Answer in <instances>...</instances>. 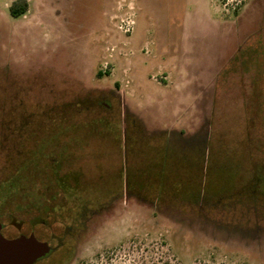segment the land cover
<instances>
[{"label":"rangeland","instance_id":"1","mask_svg":"<svg viewBox=\"0 0 264 264\" xmlns=\"http://www.w3.org/2000/svg\"><path fill=\"white\" fill-rule=\"evenodd\" d=\"M13 1L5 233L78 246L35 264H264V0Z\"/></svg>","mask_w":264,"mask_h":264},{"label":"water","instance_id":"2","mask_svg":"<svg viewBox=\"0 0 264 264\" xmlns=\"http://www.w3.org/2000/svg\"><path fill=\"white\" fill-rule=\"evenodd\" d=\"M50 249L48 243L38 241L33 234L15 239H6L0 234V264H34Z\"/></svg>","mask_w":264,"mask_h":264},{"label":"trees","instance_id":"3","mask_svg":"<svg viewBox=\"0 0 264 264\" xmlns=\"http://www.w3.org/2000/svg\"><path fill=\"white\" fill-rule=\"evenodd\" d=\"M28 8H29V6H28V2H27V0H14L11 4H10V6L8 7V10H9V14H10V16L12 17V18H19V17H21V16H23V15H25L26 13H27V11H28ZM233 13L235 14L236 13V11L234 10L233 11ZM98 76H100V73L98 74ZM264 167V166H263ZM263 167H260L261 168V174L264 176V168ZM252 181H250V183H251ZM188 188H190L189 186H188ZM245 190H244V196H245ZM256 191L255 190H253L252 189V187H250V188H248V190H247V193H246V202H253V201H249L250 200V197L251 196H253V194L255 193ZM168 195V194H167ZM169 196V195H168ZM259 196H261V194H259ZM254 199H256V201L255 202H253V203H255V204H258L257 202L259 201V203H260V201H262L263 202V204H264V195H262L261 197H256V196H254ZM199 202H197V204H198ZM196 204V205H197ZM260 205V204H259ZM260 206H264V205H260ZM246 218V217H245ZM246 220H247V218H246ZM249 220V219H248Z\"/></svg>","mask_w":264,"mask_h":264},{"label":"flooded vegetation","instance_id":"4","mask_svg":"<svg viewBox=\"0 0 264 264\" xmlns=\"http://www.w3.org/2000/svg\"><path fill=\"white\" fill-rule=\"evenodd\" d=\"M0 234L4 237V238H6V239H15V238H18L19 236H24V235H21V234H19V235H16V236H9V235H7L6 233H5V230H4V227H3V225H2V228H1V230H0ZM29 235H31V234H29ZM28 235V236H29ZM52 239H54L55 240V242H56V245H55V247H52V246H50L49 245V243L47 242V241H41V242H46V243H48V245L50 246V252L47 254V255H45L44 257H42L41 259H43V258H45V257H47V256H49L50 254H53V252H57V250H59V249H61V248H67V249H71V251L72 252H76V250L78 249V246H74V245H65L64 246V241L63 240H61V237H55V236H53L52 237ZM41 259H39V260H41ZM38 260V261H39ZM37 262V261H36ZM35 264V263H34Z\"/></svg>","mask_w":264,"mask_h":264}]
</instances>
